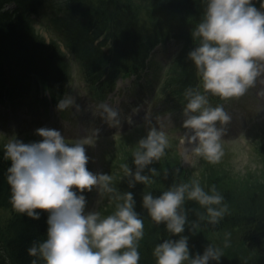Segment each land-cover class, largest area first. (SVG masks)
I'll return each instance as SVG.
<instances>
[{
    "label": "clouds",
    "instance_id": "1",
    "mask_svg": "<svg viewBox=\"0 0 264 264\" xmlns=\"http://www.w3.org/2000/svg\"><path fill=\"white\" fill-rule=\"evenodd\" d=\"M196 46L188 58L202 81V89L187 87L183 109L181 144L192 152L217 164L224 156L222 139L232 117L222 104L213 106L209 95L222 100L239 98L264 75V0L257 7L253 0H205L204 14L191 32ZM80 105L71 95L59 100L62 112ZM98 115L109 127H120V111L109 104L97 105ZM131 123V121H128ZM138 141L132 153L135 171L127 163L120 167L129 187L137 182L151 183L144 170L165 155L170 142L166 131L152 125ZM101 129H90V135L68 143L61 131L41 127L36 134L42 140L25 143L15 137L4 144V158L10 160L7 182L12 207L21 214L38 220L40 211L48 213L46 239L34 241L28 248L31 264H139V242L144 237V221L135 211L132 192H119L110 174L88 169L90 157L85 145L92 146ZM177 171H179L177 169ZM148 172L157 175L155 168ZM96 190L115 200V211L103 216L99 211H85V192ZM196 201L205 212H196L197 221L189 222L184 205ZM225 197L213 186L205 191L198 180L171 185L161 195H143V207L156 224H164L179 239H165L153 250L156 264H219L224 248L230 246V233L223 247L208 244L203 253L192 254L189 237L181 235L186 225L195 234L200 221L217 225L226 214Z\"/></svg>",
    "mask_w": 264,
    "mask_h": 264
},
{
    "label": "trees",
    "instance_id": "2",
    "mask_svg": "<svg viewBox=\"0 0 264 264\" xmlns=\"http://www.w3.org/2000/svg\"><path fill=\"white\" fill-rule=\"evenodd\" d=\"M113 1L98 4L93 0H61L57 7L53 5L55 8L49 10L51 16L46 21L49 22L47 26L77 61L89 85L109 90L120 73L141 72L147 66L145 60L156 44L171 42L178 47V51L166 70L162 88L169 96L182 99L187 87H197L199 83L202 87L188 53L198 43L193 40L191 32L204 14L205 0H147L159 12L174 18V25L168 28L147 24L135 10H118ZM45 3L44 0H0V101L31 94L39 97V89L47 91L55 104L62 99L68 71L66 59L58 44L47 42L35 31L36 21L33 20ZM253 3L260 7V0H253ZM11 4L14 5L9 6ZM41 97L46 98L43 93ZM257 149L264 156V138ZM134 151L126 154V163L133 171L136 167L132 157ZM10 164L11 161L6 160L0 151V210H13L0 226V264H31L34 257L27 250L34 241L46 239L48 213L37 210L40 211V219L35 220L12 207L7 182ZM149 176L152 182L147 185L137 182L135 187L130 188L128 182H122L114 187L121 193L130 191L134 197L144 190L157 197L171 185L179 184L171 174ZM213 186L225 197L228 214L217 225L200 221L196 232L242 227V240L256 256L249 259L230 258L219 264H264V206L258 209L257 205H253L255 201H264V192L253 203L239 206L234 202V194L216 182L211 183L207 191ZM232 204L235 212H232ZM184 207L190 223L198 220L197 211H206L198 202L191 200H186ZM138 213L144 221V234L150 231L139 242V264H156L153 255L155 246L165 239H179V236L169 233L164 224H156L152 219L149 221L143 212ZM189 226L186 225L181 235L189 237L191 247L195 245L196 233L193 234ZM38 264H44V261L39 260Z\"/></svg>",
    "mask_w": 264,
    "mask_h": 264
},
{
    "label": "rangeland",
    "instance_id": "3",
    "mask_svg": "<svg viewBox=\"0 0 264 264\" xmlns=\"http://www.w3.org/2000/svg\"><path fill=\"white\" fill-rule=\"evenodd\" d=\"M58 1L47 0L52 5L57 4ZM93 1L103 4L107 0ZM113 3H116L118 10H135L138 17L147 24L168 28L175 23L172 16L159 12L147 0H114ZM41 9H43L42 12L50 10L48 5ZM36 31L47 41L55 42L60 46L68 65L65 96L74 97L76 103L80 105L81 111L76 112L74 108H69L60 112L57 109H52L51 106H44L34 97L18 100L13 106L6 107V111L0 108L1 152L4 153V144L13 137L25 143L42 140V137L36 134V129L41 127L61 131L68 143L87 137L92 128H99L101 129L99 137L93 139L92 146L85 145L90 157L88 169L94 173L100 172L128 179L124 178L120 166L126 163V153L129 150H136L139 139L147 135L150 128L149 121H151L152 125H157L166 131L170 142L169 148L165 150V155L159 161L148 166V168H155L157 174H171L177 178L179 183L198 180L205 191L211 183L216 182L234 194V202L239 206L253 203L264 192V156L257 149L264 138V94H262L259 85V77L255 85L239 98L209 99L213 106L222 104L232 117L227 127V134L222 139L224 156L219 163L211 164L206 159L196 156L192 152L191 146L180 143L185 131L182 123L183 109L187 102H176L162 92L158 80L162 78L166 65L160 54L150 59L147 79L151 81V85H149L147 93L144 94L146 98L140 103V109L137 108L134 111L135 114H140L141 120L133 125L123 127L124 129H121V126L109 129V125L98 115L97 105L99 104L94 103V96L92 93H88L84 86L77 62L63 48L61 40L54 33V37H51L39 23H36ZM163 52L165 55L166 52ZM172 55L173 53H169V56ZM140 82L142 79L133 85L131 78L120 75L117 85L121 87L116 96L108 103L119 109L120 117L125 113L124 102L131 101L129 93L137 88ZM7 114L12 117L11 121L8 120ZM148 168L144 170L146 175L152 174L148 172ZM148 192V190H144L138 194V197H134L135 211L143 212L151 221V217L143 207V195ZM83 194L87 199L86 212L94 210L106 216L115 211L117 202H113L109 194L100 195L95 189ZM253 205H257L258 209H263L264 201L261 203L255 201ZM231 207L232 212H235L234 204ZM12 213L11 209L0 210V226ZM242 231V227L198 231L195 234L196 243L190 247V252L202 254L210 243L223 247L225 234L230 233V246L224 248V256L220 261L230 258L249 259L256 256L255 253L247 249L243 242ZM149 232H145L144 236ZM260 256L262 257V255Z\"/></svg>",
    "mask_w": 264,
    "mask_h": 264
},
{
    "label": "bare ground",
    "instance_id": "4",
    "mask_svg": "<svg viewBox=\"0 0 264 264\" xmlns=\"http://www.w3.org/2000/svg\"><path fill=\"white\" fill-rule=\"evenodd\" d=\"M197 24H194L196 26ZM149 59L145 60V63L149 65ZM144 71V70H143ZM131 74H136L135 72H131ZM259 85L261 86L262 94H264V75L259 77ZM3 93V92H1Z\"/></svg>",
    "mask_w": 264,
    "mask_h": 264
}]
</instances>
